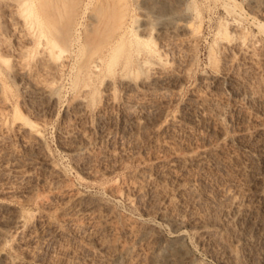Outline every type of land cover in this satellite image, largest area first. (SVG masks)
<instances>
[{
  "label": "rangeland",
  "instance_id": "obj_1",
  "mask_svg": "<svg viewBox=\"0 0 264 264\" xmlns=\"http://www.w3.org/2000/svg\"><path fill=\"white\" fill-rule=\"evenodd\" d=\"M0 255L264 264V0H0Z\"/></svg>",
  "mask_w": 264,
  "mask_h": 264
},
{
  "label": "bare ground",
  "instance_id": "obj_2",
  "mask_svg": "<svg viewBox=\"0 0 264 264\" xmlns=\"http://www.w3.org/2000/svg\"><path fill=\"white\" fill-rule=\"evenodd\" d=\"M118 20H114V22H116L117 24H119V23H122V22H119V19H121V17H116ZM122 21V20H121ZM119 22V23H118ZM114 30L116 31V27L114 28ZM125 30V28L123 29V27H122V32L119 34V35H116L117 36V38H116V41L112 44V45H110V53L112 54V55H116L120 50H122V47H123V45L125 44H123L122 43V39H123V31ZM125 32H126V30H125ZM114 33H116V32H114ZM118 33V32H117ZM115 36V37H116ZM112 40H114V38L112 39ZM109 45V44H108ZM53 46H54V49H57L58 50V52H59V55H60V53H62L63 51H64V49H63V47L61 46V45H59V44H57V43H55V44H53ZM108 50V49H107ZM110 56V55H109ZM103 57V56H102ZM96 60H97V58H96ZM94 62H95V60H94ZM98 61H96V63H97ZM96 63H92L91 62V65L92 66H90L91 67V69H93L92 71H90V73L91 72H96L97 70H95L94 71V69H96L97 67H98V63L96 64ZM102 64V63H101ZM90 65V64H89ZM83 66V65H82ZM89 67L87 68V70L89 71ZM90 69V70H91ZM89 73V74H90ZM127 84V83H126ZM131 84V83H130ZM143 86V85H142ZM150 86V85H149ZM128 87H130L129 85H128ZM131 88V87H130ZM79 105H80V103H79ZM16 116V118L17 119H19V121L21 122V123H23V125L26 127V128H28L31 132H33V133H37L38 132V130H36V127L34 126V124H32L31 122H29L28 120H26V119H24V118H22L18 113L17 114H15ZM21 220H19V218H18V216H15V215H12V216H10L9 218H7V220H6V225H10L11 227H13L14 229H16L17 230V232L21 229V222H20ZM172 255H174V254H172ZM4 260V256H2V255H0V264H2V261ZM168 260L169 259H164L163 261V263L164 264H168V263H170V261L168 262ZM162 263V264H163Z\"/></svg>",
  "mask_w": 264,
  "mask_h": 264
}]
</instances>
